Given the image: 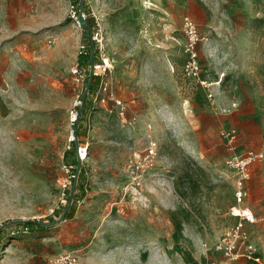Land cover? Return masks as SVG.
<instances>
[{
    "label": "rangeland",
    "instance_id": "1",
    "mask_svg": "<svg viewBox=\"0 0 264 264\" xmlns=\"http://www.w3.org/2000/svg\"><path fill=\"white\" fill-rule=\"evenodd\" d=\"M76 5L0 0V227L57 222L10 232L0 264H58L67 254L78 264H251L204 245L238 222L222 133L264 150V0H84L90 36ZM186 18L198 30V75L186 69ZM81 45L97 49L93 68L105 58L114 70L87 99L86 197L62 219L55 212L67 205V165L77 160L65 154L86 86L72 71ZM261 226L252 241L264 260Z\"/></svg>",
    "mask_w": 264,
    "mask_h": 264
},
{
    "label": "built area",
    "instance_id": "2",
    "mask_svg": "<svg viewBox=\"0 0 264 264\" xmlns=\"http://www.w3.org/2000/svg\"><path fill=\"white\" fill-rule=\"evenodd\" d=\"M185 29L189 37V45L187 52L189 53L190 61L188 62L186 69L190 70L192 74L198 75L200 68L197 61V54L194 49V45L198 40V30L195 23L190 19H185ZM80 56H86L88 51H86V45H81ZM114 67L110 59L102 58L98 66L93 68V74L96 79L102 77V75L112 73ZM74 80L78 85H84L87 80V74L84 72L83 67L80 63L75 65L73 68ZM202 85L207 86L206 82H202ZM100 91L108 90V84H102ZM105 102V98L100 100ZM118 105L123 107L121 102ZM238 108V104H232L229 109V113H234ZM78 113H74L72 116V125L77 120ZM224 143L228 152L227 166L229 170L234 175L233 189H234V200L236 206L233 208V215L238 218V222L216 242L211 248L207 244L204 245L205 251L214 252L220 254L226 261H236L239 258H244L247 261L262 264L263 258L259 254V247L252 241V234L248 228L247 223L253 224L255 220L250 213L249 215H239L236 216L235 211H247L245 209H239L245 204V201L249 197V192L247 190V183L251 178V168L252 166L263 158V153H257L254 150L247 149L244 152L239 151L238 140L239 134L236 130H229L222 133ZM72 138L74 140V131L72 133ZM72 143V141L70 142ZM70 149V145L69 148ZM151 154H154V150H151ZM78 158L81 162L85 161L88 156V147H79L77 150ZM67 171L70 173V168L67 167ZM71 180L75 176L71 175ZM58 264H78V259L72 254H67L61 256L58 259ZM208 264H220L216 261H210Z\"/></svg>",
    "mask_w": 264,
    "mask_h": 264
},
{
    "label": "trees",
    "instance_id": "3",
    "mask_svg": "<svg viewBox=\"0 0 264 264\" xmlns=\"http://www.w3.org/2000/svg\"><path fill=\"white\" fill-rule=\"evenodd\" d=\"M80 4L81 0H78V5H76L78 14L80 12ZM76 6H73L76 8ZM87 31V35H91L93 28L91 24L87 22V25L84 27ZM88 59V65L90 72L88 73L87 80H86V86L85 91L82 97V107L83 110L81 111V108L77 112V120L74 123V140L72 141L70 145V149L66 151L65 159L67 161L69 160V156L75 154L77 160L75 162H72L71 164H68V168H70V171L75 176L72 181L71 187L67 190V193L65 194V200H66V207L60 211L55 212V216H60V218L68 219L71 218L72 215L75 212V207L78 201L83 200L86 197V175L85 170L82 162L79 160L77 155V150L79 147H84L85 145V137L83 133H80V128H83V130L87 129L88 127V115H89V104L87 103V99L89 96L93 97L95 95V92L98 87V79L94 76L92 81L90 80V73L92 70V67L94 66L96 59H97V49L93 52V47L90 48L88 51V54L86 56H80L79 62H81L82 65L85 66V59ZM100 61V60H99ZM83 66V67H84ZM89 88V90H88ZM54 217V216H53ZM57 222L50 223L49 220H17V221H10L0 227V244L1 242L11 233L18 232L19 230L22 232H30V233H41L45 232L54 225Z\"/></svg>",
    "mask_w": 264,
    "mask_h": 264
},
{
    "label": "crops",
    "instance_id": "4",
    "mask_svg": "<svg viewBox=\"0 0 264 264\" xmlns=\"http://www.w3.org/2000/svg\"><path fill=\"white\" fill-rule=\"evenodd\" d=\"M259 121L260 120H256L255 123L256 124L260 123ZM261 128L264 134V123L261 124ZM261 138H262V141L264 142V136H262ZM238 147H239L240 152H244L247 149L254 150L253 148H247L246 145H238ZM254 151L260 154L262 153L264 154V150L261 151L260 148H257V150H254ZM263 160H264V155H263V158L259 160L258 162H261ZM253 166L251 168V178L247 183V190L249 192V197L244 205H245V209L252 214L255 220V224L254 223L253 224L257 225L258 223H261L262 226L260 228L262 229V232L264 233V195L260 196V192L261 191L264 192V164L258 165L256 167L254 164ZM260 186L262 188H260ZM250 207L253 211L250 209ZM254 225H251V226L248 225L249 230L250 229L252 230L253 237L256 236L255 231L253 230L255 229ZM259 254L261 256L263 255V251L260 248H259ZM247 262L251 264H256L250 261H247ZM262 264H264V260Z\"/></svg>",
    "mask_w": 264,
    "mask_h": 264
},
{
    "label": "water",
    "instance_id": "5",
    "mask_svg": "<svg viewBox=\"0 0 264 264\" xmlns=\"http://www.w3.org/2000/svg\"><path fill=\"white\" fill-rule=\"evenodd\" d=\"M83 1L84 0H81L80 12H79V17H78V23L80 24V26L82 28H84L87 25V21H86V19L84 17V5H83ZM93 52H94V46H93ZM93 77H94V74H93V67H92V70H91V73H90V80L91 81H92ZM88 90H89V88H88ZM82 110H83V107L81 108V111Z\"/></svg>",
    "mask_w": 264,
    "mask_h": 264
},
{
    "label": "bare ground",
    "instance_id": "6",
    "mask_svg": "<svg viewBox=\"0 0 264 264\" xmlns=\"http://www.w3.org/2000/svg\"><path fill=\"white\" fill-rule=\"evenodd\" d=\"M145 5H146V8L147 9H150V7H149L150 6V3L149 2L145 3ZM239 215H245V212L244 211H241V210H238V216Z\"/></svg>",
    "mask_w": 264,
    "mask_h": 264
}]
</instances>
